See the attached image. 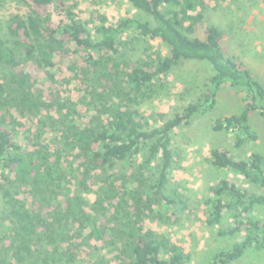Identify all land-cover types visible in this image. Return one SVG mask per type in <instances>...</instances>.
I'll use <instances>...</instances> for the list:
<instances>
[{"label":"trees","instance_id":"obj_1","mask_svg":"<svg viewBox=\"0 0 264 264\" xmlns=\"http://www.w3.org/2000/svg\"><path fill=\"white\" fill-rule=\"evenodd\" d=\"M22 1L25 14L0 0L9 13L0 22V264H109L110 247L114 264L190 263V253L142 224L186 208L185 195L169 190L173 135L213 109L226 85L244 95L236 113L211 123L232 136V147L212 148L222 175L208 183L203 203L217 236L236 240L209 261L231 264L264 250V154L234 153L260 138L253 122L264 117V83L223 49L222 27L198 35L204 0H127L137 12L115 22L100 13L84 20L71 0ZM125 35L160 39L169 53L129 61ZM183 60L212 73L195 101L147 127L143 102ZM66 62L74 75L66 83L82 85L76 101L57 77Z\"/></svg>","mask_w":264,"mask_h":264},{"label":"rangeland","instance_id":"obj_2","mask_svg":"<svg viewBox=\"0 0 264 264\" xmlns=\"http://www.w3.org/2000/svg\"><path fill=\"white\" fill-rule=\"evenodd\" d=\"M6 4L19 7L25 14L28 5L22 0H6ZM201 1V0H200ZM28 2V1H27ZM202 11L204 20L201 23L198 35L204 36L210 24H216L226 32L223 49L244 62L247 68L264 83V0L230 1L204 0ZM77 13L88 20L93 14L107 15L111 22L117 21L126 15H133L137 10L127 0H71ZM2 9V8H1ZM51 14L56 23L61 16L55 7ZM7 9L0 11V22L8 19ZM126 43L124 52L129 61H136L147 54L169 53V49L160 39H141L136 36H124ZM212 73L204 63L196 61L180 62L164 79L163 86L159 87L154 96L143 102L141 109L145 115L147 127H155L164 123L185 106L196 100L201 93L203 80ZM68 69L67 62L60 65L57 72L59 81H63L62 94L70 96L74 101L82 94V85L78 80L66 83L65 79L73 77ZM243 93L224 86L219 93L216 106L208 113L196 117L192 124L177 128L173 135V150L175 153V169L169 186L170 192L174 189L181 191L186 198L187 205L177 214L169 213L163 220L146 218L142 224L155 234L165 236L172 244L182 247L192 256L187 264H213L209 261L212 253L232 246L236 239H222L216 234V229L210 227L206 221L203 200L207 193L208 183L213 182L221 173L211 165V150L213 147H232V136L216 133L211 128L213 120L222 115L236 113L242 105ZM81 112L85 110L79 106ZM25 118H22L23 122ZM260 138L250 142L239 150H234L237 156H248L254 149L264 154V117L257 115L253 122ZM1 175V170H0ZM241 183L251 189L252 186L241 179ZM134 187L138 188V183ZM91 198H95L91 196ZM2 197L0 194V210ZM264 216V208L259 210ZM103 246L99 243V246ZM90 251V250H89ZM85 254L87 260L88 254ZM107 259L116 262V252L112 247L103 249ZM231 264H264V250H249L242 258Z\"/></svg>","mask_w":264,"mask_h":264}]
</instances>
